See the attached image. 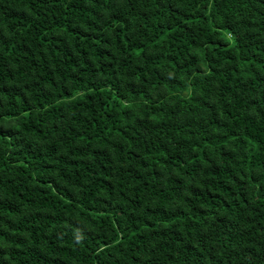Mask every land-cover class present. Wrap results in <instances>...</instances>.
Listing matches in <instances>:
<instances>
[{"label": "trees", "instance_id": "16d2710c", "mask_svg": "<svg viewBox=\"0 0 264 264\" xmlns=\"http://www.w3.org/2000/svg\"><path fill=\"white\" fill-rule=\"evenodd\" d=\"M0 264H264V0H0Z\"/></svg>", "mask_w": 264, "mask_h": 264}]
</instances>
